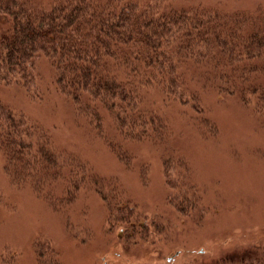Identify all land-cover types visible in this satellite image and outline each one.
Wrapping results in <instances>:
<instances>
[{"label":"rangeland","instance_id":"1","mask_svg":"<svg viewBox=\"0 0 264 264\" xmlns=\"http://www.w3.org/2000/svg\"><path fill=\"white\" fill-rule=\"evenodd\" d=\"M174 3L264 10V0ZM36 71L37 95L0 82V100L46 126L58 151L114 179L116 200L132 206L135 215L129 222H108L92 183L65 210H55L28 186L11 182L0 154V264H211L227 255H264V123L253 106L236 94L197 87L201 113L189 102L143 88L142 101L167 118L165 140L135 141L114 133L107 138L55 91L45 58L37 60ZM257 79L264 84V71ZM101 115L102 125L115 131L108 114ZM109 139L127 152L126 163ZM165 164L181 192L166 184ZM182 203L185 212L176 208Z\"/></svg>","mask_w":264,"mask_h":264},{"label":"trees","instance_id":"2","mask_svg":"<svg viewBox=\"0 0 264 264\" xmlns=\"http://www.w3.org/2000/svg\"><path fill=\"white\" fill-rule=\"evenodd\" d=\"M176 1L0 0V82L37 95L36 62L45 58L55 91L105 137L165 140L167 118L142 101L143 88L189 102L201 113L197 87L236 94L264 123V84L257 79L264 71V10ZM101 111L115 131L102 125ZM107 144L123 163L129 160L120 144ZM0 154L11 182L28 186L55 210H65L92 183L108 222L135 215L116 200L114 179L58 151L46 126L1 100ZM163 172L166 184L181 192L167 164ZM168 200L177 203L172 194ZM176 208L185 212L187 205ZM211 264H264V255H227Z\"/></svg>","mask_w":264,"mask_h":264}]
</instances>
